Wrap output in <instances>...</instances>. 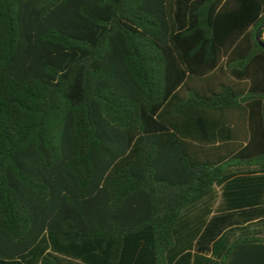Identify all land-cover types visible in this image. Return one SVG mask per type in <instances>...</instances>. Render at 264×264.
Returning a JSON list of instances; mask_svg holds the SVG:
<instances>
[{"label": "trees", "instance_id": "trees-1", "mask_svg": "<svg viewBox=\"0 0 264 264\" xmlns=\"http://www.w3.org/2000/svg\"><path fill=\"white\" fill-rule=\"evenodd\" d=\"M263 25L264 0H0V264H264L230 178L264 168Z\"/></svg>", "mask_w": 264, "mask_h": 264}, {"label": "crops", "instance_id": "crops-1", "mask_svg": "<svg viewBox=\"0 0 264 264\" xmlns=\"http://www.w3.org/2000/svg\"><path fill=\"white\" fill-rule=\"evenodd\" d=\"M262 36L264 37V31H263ZM247 175L251 176V179L253 180L252 182H255V184L254 183L252 184L251 189H250L252 197H259L260 195H263V200H261L258 205H260L259 207L261 210H264V192L261 191L264 188V179H263L264 178V168L259 169L258 167H254V168L252 167L249 170L233 169L231 170L230 178L231 177L236 178L240 176L244 177ZM215 190L218 194V198L215 203V206H216L221 201V198H220L221 186H217ZM240 227L246 229V233L263 236L264 235V215H261L258 218H253L248 223L240 225ZM240 236L242 235L240 234L239 231H237L234 237L232 238H238Z\"/></svg>", "mask_w": 264, "mask_h": 264}, {"label": "water", "instance_id": "water-1", "mask_svg": "<svg viewBox=\"0 0 264 264\" xmlns=\"http://www.w3.org/2000/svg\"><path fill=\"white\" fill-rule=\"evenodd\" d=\"M261 28H264V25L261 26V27L256 31V40H257V42L259 43V45H261V46L264 48V43L261 41V39H260L259 36H258V32H259V30H260Z\"/></svg>", "mask_w": 264, "mask_h": 264}]
</instances>
